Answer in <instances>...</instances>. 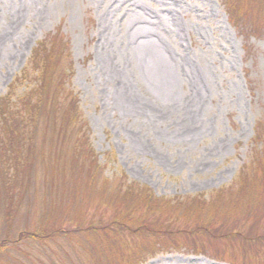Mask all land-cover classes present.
Here are the masks:
<instances>
[{
    "label": "rangeland",
    "instance_id": "rangeland-1",
    "mask_svg": "<svg viewBox=\"0 0 264 264\" xmlns=\"http://www.w3.org/2000/svg\"><path fill=\"white\" fill-rule=\"evenodd\" d=\"M57 34L67 44L41 54L49 58L47 83L41 70L27 66ZM4 98L22 141L28 140L30 114L38 126L36 152L32 143L23 150L29 153L23 166L29 170L20 177L26 192L17 186L11 194L9 178L18 168L4 158L12 146L0 114V264H35L33 256L48 264L107 263L88 227L124 215L109 194L119 183L147 186L157 198L210 200L247 165L253 176L247 184L264 186L258 184L264 167V0H0V102ZM68 105L80 110L99 161L97 175L102 171L110 185L104 198L102 189L93 190L101 184L82 167L81 123L73 132H55L54 116ZM16 119L23 126L15 127ZM245 203L257 214L233 211L213 221L244 240L190 234L195 218L172 222L181 250L149 254L142 264H264V205L249 196ZM168 213L155 210L141 223H165ZM59 225L70 234L16 245L6 240ZM246 236H259V248L249 249L254 241ZM157 241L150 232L122 237L127 252Z\"/></svg>",
    "mask_w": 264,
    "mask_h": 264
},
{
    "label": "trees",
    "instance_id": "trees-1",
    "mask_svg": "<svg viewBox=\"0 0 264 264\" xmlns=\"http://www.w3.org/2000/svg\"><path fill=\"white\" fill-rule=\"evenodd\" d=\"M63 37V36H62ZM61 35L57 34L55 37H51L48 39V41L45 44H41L40 47L36 50V53L34 56H32L30 63L27 67L33 68V70L39 71L41 70V73L38 75L39 77L42 76L44 81L49 83V64L48 59L41 56V54L48 48L51 50H55L56 48H65V45L67 44L66 41H64V37L62 38ZM58 40L60 43L57 44L56 47H53V44L55 41ZM63 41V42H62ZM28 70V69H25ZM23 70V71H25ZM27 73H23L20 79L25 78ZM72 95V94H71ZM70 95V96H71ZM73 102H76L75 98H72ZM31 100H25V103L29 105V107L32 109V103ZM25 106V105H24ZM10 104L9 99L4 98L0 102V114L3 117H6L5 120H2V126L4 128V131L7 139V144L12 146L9 147V152L5 155V160H9V166H14L15 168H18L17 176L16 178H9L8 186L11 188V194H13V191L17 186H19L22 192L25 191V187H23V182L21 181L20 177L25 174V171L29 170V167L25 166L23 168L24 164H27L28 161L25 159V156H29L27 154V149L24 150L25 146H30L33 140H35L36 136V129H37V120L34 113L30 114L27 117V123L26 127H29L28 131V140L22 141V136H24L23 132H18V129H14L12 121H8V115H12L10 112ZM25 112H28L27 107H25ZM8 110V111H6ZM34 112L38 111V108L36 110H33ZM29 113V112H28ZM80 110L78 109L77 105H68L64 109V113H61L59 116H54V123H55V132L57 134L63 135L62 130L68 131L69 129H72V132L75 130L77 123H81V133L82 137L79 139L82 146L79 147L85 152V158L83 159V168H88L87 170V177L94 182L96 185L101 184L94 188L93 190H96L97 188L102 189L103 192V198L106 197L107 192L110 189L109 183L106 182L105 179L102 177V171L101 176L97 175L99 174V170L97 169V163L98 158L95 155L94 151L91 148V145L88 144L89 137L87 136V132L84 130V123L81 122V114ZM13 118V116H10ZM33 117V118H32ZM8 129V127H10ZM19 128L20 126H23L22 123H19L17 125V119L15 121V127ZM18 133L21 134V137L19 138ZM30 135V137H29ZM16 137V140H15ZM257 138V137H256ZM15 142V144H14ZM34 144L32 143L31 151L36 152V149L33 148ZM45 148L42 146L38 153L44 152ZM34 160L37 158L36 156L32 157ZM74 159V158H73ZM44 161V160H43ZM58 162V161H57ZM56 162V163H57ZM257 164H259V161L257 160ZM34 164H30V167H33ZM34 168V167H33ZM10 170V169H9ZM100 182L96 180V178H100ZM245 178L246 181H244ZM253 176H250L248 173L247 165L244 166V169L240 172L239 177L237 181H235L232 186L223 189L217 193H214L211 196V199H205V195H200L198 197L190 198L188 200H179V199H169V198H157L154 196V194L151 192V189L147 186H143L141 184L131 183L129 185H125L123 183H119L117 187L110 189L109 194L111 199L113 200V203L120 208V210L124 213V215L120 216V218H113L109 224L106 225H91L88 227V232H92L95 234L96 241L100 242L101 245L98 247L101 251L100 257H105L108 261L100 262V264H142L146 262L148 259V255L151 254V257H154L161 253H169L172 251H180L181 246L178 243L177 238L175 235L179 234V231L176 229L175 224H172V222H175L178 225L179 221L184 220L187 224H190L189 220H192L195 218L197 222L194 224L195 228L193 230H190V234L195 235L196 233L201 232L203 235L207 234L210 240H221L225 238H240L244 240V236H239L236 231L229 232L227 231H221L219 227H214L213 223L214 220H218L220 215H224L223 217L229 216L233 211L240 212L242 214L247 212H251V214L256 215L257 210L252 207L246 206L245 198L250 197L253 199V201L258 202V206L264 205V186L259 187L257 184H247L248 178H251ZM29 179V178H28ZM55 179V178H54ZM11 180L14 181L11 184ZM250 180V179H249ZM251 181V180H250ZM254 182V181H252ZM264 183V167L261 170V174L259 175V181L258 184ZM55 186V185H54ZM240 191L242 192L241 196H236L233 191ZM26 192V191H25ZM11 202L14 201V196L11 195ZM21 199V198H20ZM244 202L242 208L237 204L238 202ZM15 204V202H14ZM155 210L162 211L165 213L170 212V214H167V218L165 220V223H161L159 221H154L150 225H143L141 221L144 218H153L155 217ZM142 217L141 219H137L136 215H140L141 213ZM148 212V216L144 217V215ZM153 212V213H152ZM10 213H8L9 216ZM240 215V214H239ZM135 216L134 218H132ZM10 217V216H9ZM135 220L136 222H132L129 220ZM13 220V217H10V221ZM194 221V220H193ZM214 221V222H213ZM62 225V224H61ZM61 225L54 227V228H39L36 232L30 233V232H19V234L11 238V234L7 235L6 240L12 244L16 245L18 244V241L21 240H35L34 242H43L47 239H55L59 236H65L69 235L70 233H61L59 229H61ZM76 227V226H75ZM79 232H82L83 229H79L76 227ZM75 228V229H76ZM81 228V227H80ZM145 233L150 232L152 235H154L157 238V242L153 246L146 247H139V250L134 251L132 249H129L127 252L126 248H124V245L122 243V237L124 233L129 234H135V233ZM195 232V233H194ZM14 233V232H13ZM219 234V235H217ZM165 236H167V239H165ZM259 236L255 237H248L246 236L245 239L247 242L254 241L248 248L253 249L258 247L259 248V242H258ZM195 242V241H194ZM255 244V245H254ZM152 245V244H151ZM46 252V249H44ZM205 250H202V252ZM28 258H31L30 255L25 254ZM133 257V261L131 262V257ZM34 257V256H33ZM33 257L31 258V261L35 262V264H48L47 262H44L40 257L37 256L33 260ZM104 259H101V261Z\"/></svg>",
    "mask_w": 264,
    "mask_h": 264
}]
</instances>
